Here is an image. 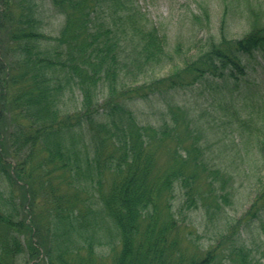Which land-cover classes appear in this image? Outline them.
<instances>
[{
  "label": "trees",
  "instance_id": "1",
  "mask_svg": "<svg viewBox=\"0 0 264 264\" xmlns=\"http://www.w3.org/2000/svg\"><path fill=\"white\" fill-rule=\"evenodd\" d=\"M43 5L63 17L55 36ZM139 10L130 0H0V264H223L215 248L201 258L181 250L172 210L178 193L179 212L201 208L214 220L229 199L213 185L223 174L199 155L182 109H170L171 124L146 126L131 105L243 75L244 59L264 54V27L198 48L144 82L137 76L170 56ZM259 150L264 161V143ZM260 183L231 228L263 216ZM229 247L228 263L252 264L240 232Z\"/></svg>",
  "mask_w": 264,
  "mask_h": 264
},
{
  "label": "rangeland",
  "instance_id": "2",
  "mask_svg": "<svg viewBox=\"0 0 264 264\" xmlns=\"http://www.w3.org/2000/svg\"><path fill=\"white\" fill-rule=\"evenodd\" d=\"M130 1L143 13L145 22L165 37V51L170 56L161 67L147 69L137 76L144 82L169 76L183 60L193 57L198 48L217 43L221 38L240 39L250 31L251 25L264 27V0ZM42 13L47 34L57 35L63 23L62 15L50 5H43ZM134 48L128 43L121 56L127 58L128 67L134 59ZM244 63L243 75L218 80L207 78L194 86L131 105L137 122L146 126L171 124L170 109H182L193 140L200 147L199 155L209 168L220 169L223 174L226 180L223 185L217 180L213 185L218 195L228 192L229 199L218 200L221 211L214 220L204 217L201 208L179 212L182 197L178 193L172 202L181 250L201 258L215 248L223 264H230L226 255L239 232L252 264H264V229L260 226V230L258 225L264 214L246 228L241 224L240 229L230 226L243 216L258 193L260 182H264V161L259 150V145L264 143V118L260 113L264 106V54L255 53L244 59ZM134 71L131 67V73L136 76ZM72 98L71 106L79 103L76 93ZM101 233L107 241L110 239L106 230ZM225 236L230 239L224 241ZM98 254L107 257L108 248Z\"/></svg>",
  "mask_w": 264,
  "mask_h": 264
}]
</instances>
